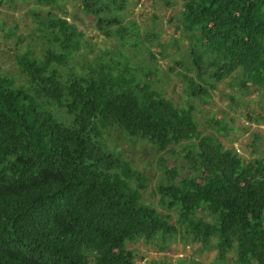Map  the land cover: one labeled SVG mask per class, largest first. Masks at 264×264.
I'll return each mask as SVG.
<instances>
[{
  "label": "trees",
  "instance_id": "16d2710c",
  "mask_svg": "<svg viewBox=\"0 0 264 264\" xmlns=\"http://www.w3.org/2000/svg\"><path fill=\"white\" fill-rule=\"evenodd\" d=\"M35 1L48 6L45 45L15 55L25 83L0 69V264H137L129 243L165 251L176 238L214 251L210 264H264V150L226 146L212 117L225 133L204 132L195 104L178 106L136 75L145 67L116 44L85 69L71 65L85 32L64 3L123 41L124 0ZM175 20L192 45L178 73L187 97L206 103L211 80L231 75L247 93L264 91V0H182ZM110 127L187 163L182 174L161 156L160 207L144 199L148 177L111 146Z\"/></svg>",
  "mask_w": 264,
  "mask_h": 264
},
{
  "label": "rangeland",
  "instance_id": "374dc122",
  "mask_svg": "<svg viewBox=\"0 0 264 264\" xmlns=\"http://www.w3.org/2000/svg\"><path fill=\"white\" fill-rule=\"evenodd\" d=\"M181 2L124 0V7L119 12L122 25L126 28L123 41L118 37H104L94 26L91 15L85 13L78 2H65L62 14H66L70 21L85 32L86 42L77 55L80 61H73L71 65L80 70L85 69L94 56L108 58L106 50L112 52V46L116 44L123 54H127L130 65L145 67L146 75L144 71H138L136 75L151 80L178 106L186 105L187 101L194 103L196 119L204 132L220 137L225 133L219 134L217 126L208 123L212 117L227 128L229 139H224L226 146L233 145L239 154L246 157L260 154L264 150V122L256 118L264 116V91L247 93L231 75L220 81L211 80L217 88L210 89L209 101L206 103L187 97L184 93L178 73L185 71L181 60L190 61L188 52L192 45L180 30L175 29V16L178 15ZM47 9L48 6H40L35 0H0V69L16 76L21 82L25 83L26 76L20 74L15 55L29 48L39 53L40 47L45 45V38L40 32V18H45ZM149 52L156 56L155 59ZM107 139L116 151L123 152L136 168L146 174L150 185L144 193V199L157 207H160L157 204L158 195L153 194L152 190L158 181L164 179L161 156L167 160V165L184 166V169L179 168L180 173L189 172L182 158L175 160L170 153L157 152L154 145L140 138L129 137L117 127L109 128ZM254 141L258 152L252 154L250 147ZM170 244L167 250L160 251L154 243L146 244L140 240L129 243L127 248L133 250L137 264H210L215 256L214 251L201 253L198 244H184L180 238Z\"/></svg>",
  "mask_w": 264,
  "mask_h": 264
}]
</instances>
